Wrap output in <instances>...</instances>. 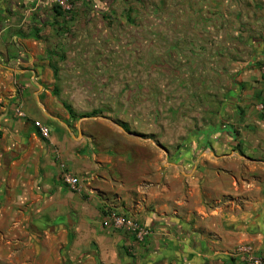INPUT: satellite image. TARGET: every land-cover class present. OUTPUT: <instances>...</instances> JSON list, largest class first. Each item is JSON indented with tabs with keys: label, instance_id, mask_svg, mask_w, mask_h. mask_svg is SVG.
<instances>
[{
	"label": "crops",
	"instance_id": "obj_1",
	"mask_svg": "<svg viewBox=\"0 0 264 264\" xmlns=\"http://www.w3.org/2000/svg\"><path fill=\"white\" fill-rule=\"evenodd\" d=\"M56 1L0 0V264H242L240 246L264 260V42L219 125L120 173L109 155L124 134L70 116L55 89L63 54L105 9ZM107 210L149 227L145 244L104 224Z\"/></svg>",
	"mask_w": 264,
	"mask_h": 264
},
{
	"label": "rangeland",
	"instance_id": "obj_2",
	"mask_svg": "<svg viewBox=\"0 0 264 264\" xmlns=\"http://www.w3.org/2000/svg\"><path fill=\"white\" fill-rule=\"evenodd\" d=\"M94 3L107 20L81 30L55 89L74 118L120 129L125 139L115 138L109 158L120 173L139 175L226 116L264 42V0Z\"/></svg>",
	"mask_w": 264,
	"mask_h": 264
},
{
	"label": "built area",
	"instance_id": "obj_3",
	"mask_svg": "<svg viewBox=\"0 0 264 264\" xmlns=\"http://www.w3.org/2000/svg\"><path fill=\"white\" fill-rule=\"evenodd\" d=\"M57 6H59L65 12L71 10V4L69 0H57ZM15 113L20 118H25L26 115L23 110L18 106L15 109ZM35 127L38 128L40 134L44 138H48L50 130L41 124L40 122H34ZM63 181L70 186L73 190H78L80 180L67 172L63 173ZM104 224L110 225L115 228L125 229L138 244H145L147 238L151 235L149 227L138 222L134 218H130L124 214L107 210L104 215ZM234 254L241 258L242 264H264V260L253 254V249L249 246L238 247Z\"/></svg>",
	"mask_w": 264,
	"mask_h": 264
},
{
	"label": "trees",
	"instance_id": "obj_4",
	"mask_svg": "<svg viewBox=\"0 0 264 264\" xmlns=\"http://www.w3.org/2000/svg\"><path fill=\"white\" fill-rule=\"evenodd\" d=\"M59 9L61 10L60 7H59ZM53 13H54L55 15H57V16L62 14L60 11H57V10H55ZM64 106H65V109L67 110V112L69 113V115H70V116H74V115H73V111H72V109H71L69 106H66V105H64ZM121 127H122L125 131H128V129H127L124 125H121ZM214 130H215L216 132L221 131L219 127H216Z\"/></svg>",
	"mask_w": 264,
	"mask_h": 264
}]
</instances>
